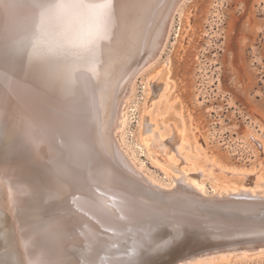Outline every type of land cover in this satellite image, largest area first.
Instances as JSON below:
<instances>
[{
    "label": "rangeland",
    "instance_id": "374dc122",
    "mask_svg": "<svg viewBox=\"0 0 264 264\" xmlns=\"http://www.w3.org/2000/svg\"><path fill=\"white\" fill-rule=\"evenodd\" d=\"M179 9L154 64L138 69L135 75L134 62L123 68L121 76L114 64L97 66V78L86 71L95 66L56 69L58 74L47 71L55 76L52 78H62L67 88L71 77V93L75 97L79 93L77 101L83 110L87 99L80 96L81 74H86V87L90 94L92 88L97 102L112 94L118 110L125 104L120 137L157 182H169L171 175H181L180 170L198 177V170L203 169V178L195 181L203 183L209 193L215 188L238 190L247 185L264 190V0H188ZM166 14L155 42L162 35ZM10 71L0 68V93ZM111 73H116L115 82ZM12 111L0 105L2 158L21 151L20 124H15L17 112ZM153 139L168 144L165 151L154 152L157 157L149 147ZM82 156L87 160L88 154ZM39 201L37 198V205ZM0 220V233L8 231L12 237L8 244L0 236V259L8 260L7 250L15 247L13 219L3 216ZM189 264H264V253L219 256Z\"/></svg>",
    "mask_w": 264,
    "mask_h": 264
},
{
    "label": "bare ground",
    "instance_id": "6f19581e",
    "mask_svg": "<svg viewBox=\"0 0 264 264\" xmlns=\"http://www.w3.org/2000/svg\"><path fill=\"white\" fill-rule=\"evenodd\" d=\"M186 1L188 0H179L176 7L181 9ZM165 2L160 0L153 6L155 20L152 21V32L149 33L147 39L152 44L150 47L147 45L144 50L139 52L142 58L153 53L155 47L160 43V39H156L155 42L160 20L167 13V10H170L169 0ZM167 6L168 8H166ZM99 10L97 16L102 23L105 15L102 18ZM12 20L10 15L0 14V39L5 37L7 42L15 38L18 39V32L23 33L26 28V26L23 28L20 24L11 23ZM127 54V51L120 53L121 56L117 63H120L121 57H126ZM112 60L114 61L92 62L93 64H84V66L73 67V69L95 66L93 70L86 69L88 74L95 78L97 66L114 64L118 67L117 71L121 76L123 68L133 63V60L128 61L127 59L118 65L115 58ZM155 60L150 62L147 67L154 64ZM99 62L102 64H98ZM134 64L135 75L141 66L137 61ZM2 68L11 69V71L4 80L5 88L0 93V105L17 112L15 124H20L19 138L21 143L18 148L21 151L18 150L20 154L12 155L10 158L0 157V211L8 215L10 220L13 219L15 238L22 257L21 264H59L62 259H66V255L70 256L68 257L69 264H129L130 262H126L125 259H121L117 263L116 256L109 258L108 254L105 257L106 260L102 259L103 243L107 240L110 242L109 238L120 240L122 245L131 243L135 248V254L140 253L143 246L145 248L147 246L149 249L154 245L165 244L164 238H160L162 237L161 234L159 237L148 239L147 235L143 236L139 233L143 227L141 222L143 219L139 215L133 216L127 213L128 208H133L137 204L136 201H128V204L125 203V208H122L111 202L110 198L98 195L99 193L95 190L97 189L94 186L97 185V178L104 170L107 174V179L104 180L108 184L106 188H112L110 178L112 176L111 167L115 163L114 155L118 156L124 166L131 167V170L142 176L151 187L160 190L178 187L198 194L204 199L236 193L264 196L263 188L248 185L242 186L238 190L215 188L213 192L209 193V189L203 183L195 181L197 178H203L206 171L203 169L198 170L200 175L198 177H190L188 172L180 170L181 175H171L169 182H157L155 177H151L149 172L145 171L143 161L133 157L127 150L126 143L120 137L125 122L126 113L123 106L125 104L121 105L118 110V104L113 103L111 98L112 94L109 99L106 98L102 102H97L95 93H92V88L90 94L86 87L89 81L86 74L79 75V82L82 85L80 86V96L84 100L87 99L84 101L87 109L83 110L81 103L79 100L77 101L79 93L76 94V97L71 93L73 89L71 77L67 83L70 89L66 87L67 85L65 86L61 77L62 80L58 76L57 79L52 78L55 76L51 75L52 77H50L51 72L47 71L60 70L63 69L62 66L15 67L14 65H7ZM115 69L117 68L115 67ZM55 72L57 73V71ZM110 77L115 82L116 73H111ZM110 77L108 78L110 79ZM75 82H78L77 78ZM85 92L88 94H84ZM8 119L10 118L8 117ZM159 135L162 134L159 133ZM157 137L160 136L157 135ZM115 139L119 145L116 144ZM171 140L173 143L176 141L175 138ZM92 145L99 149L102 158L111 159H107L105 166L96 164V158L92 160L95 155L91 149ZM167 145L161 139L152 141L149 147L153 157H157L154 152L165 151ZM175 148L177 152L179 149L177 146ZM137 150L139 153L142 152L141 149ZM84 154L86 157L88 154L87 160H85V156H82ZM89 160L93 161L94 164L88 166ZM37 198L41 201L38 202L40 203L38 205ZM5 204L8 207H4ZM110 221L113 222V226L109 223ZM131 223L139 230V234H136L137 237L135 236L134 240L128 239L126 242H122L125 236V229L123 228L127 229ZM109 230L113 233L110 234ZM189 234V232L182 234L181 240ZM142 241L145 242L142 243ZM122 251L123 249H119L120 254ZM58 259L61 260L58 261Z\"/></svg>",
    "mask_w": 264,
    "mask_h": 264
},
{
    "label": "water",
    "instance_id": "95a60500",
    "mask_svg": "<svg viewBox=\"0 0 264 264\" xmlns=\"http://www.w3.org/2000/svg\"><path fill=\"white\" fill-rule=\"evenodd\" d=\"M158 1L112 0L109 10L107 0H0V14L10 15L13 18L11 23L27 28L23 33L18 32V39L8 42L5 37L0 39V68L7 65L78 67L98 61L111 62L114 61L112 58L118 60L120 53L127 51V56L121 57L120 63L127 59L137 61L141 66L139 70H142L159 55L171 18L178 9L179 0H169L170 10L164 19L160 43L153 53L142 58L139 52L152 44L147 39L155 20L152 9ZM98 9L102 18L105 15L102 23L97 16ZM91 149L95 153L92 160L96 158V164L105 166L109 158H102L95 145ZM114 161L110 178L112 188H106L105 170L98 176L97 185H93L98 189H95L98 195L110 198L122 208L128 201L137 202L133 208H128L127 213L141 216L143 227L139 231L131 223L127 229L123 228L125 236L122 242L134 240L136 234L141 233L148 239L161 234L165 244L154 249L149 247L150 250L143 246L140 253L135 254L131 243L122 245L120 240L109 238L110 242L103 243L102 259L106 260L109 255V258L116 256L117 263L125 259L129 264H187L222 255L264 253V196L236 193L204 199L178 187L160 190L151 187L131 167L124 166L117 155H114ZM92 164L90 160L87 163L88 166ZM3 216L8 217L0 212V218ZM109 223L113 226L112 221ZM177 230L181 234H190L177 244H170ZM109 233L113 231L109 230ZM14 235L16 237L15 232ZM0 236L5 243H10V232L1 231ZM119 249H123L122 254ZM6 253L8 260L0 259V264H21L16 238L15 247ZM66 256V259L58 261L64 260L62 264H69L70 256Z\"/></svg>",
    "mask_w": 264,
    "mask_h": 264
},
{
    "label": "snow or ice",
    "instance_id": "6c2138e0",
    "mask_svg": "<svg viewBox=\"0 0 264 264\" xmlns=\"http://www.w3.org/2000/svg\"><path fill=\"white\" fill-rule=\"evenodd\" d=\"M107 8L110 10L112 8V0H107ZM182 234L179 230L175 232V234L172 235L171 241L169 242L170 244H175L178 243L182 239Z\"/></svg>",
    "mask_w": 264,
    "mask_h": 264
}]
</instances>
